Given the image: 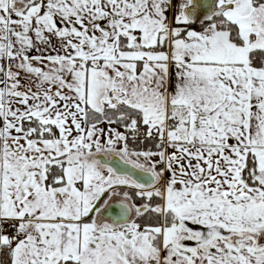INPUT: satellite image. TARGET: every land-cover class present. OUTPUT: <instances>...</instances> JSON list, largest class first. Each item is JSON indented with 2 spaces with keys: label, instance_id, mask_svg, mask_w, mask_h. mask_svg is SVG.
I'll list each match as a JSON object with an SVG mask.
<instances>
[{
  "label": "crops",
  "instance_id": "0c3cea01",
  "mask_svg": "<svg viewBox=\"0 0 264 264\" xmlns=\"http://www.w3.org/2000/svg\"><path fill=\"white\" fill-rule=\"evenodd\" d=\"M193 2L39 0L19 13L0 0V246L10 255L4 237L35 235L32 227L46 224L61 233L50 264H145L148 249L131 229L124 237L100 217L130 186L96 159L117 154L156 175L162 211L181 221L159 226L156 240L153 233L156 264H264V69L248 63L252 49H264V3L214 0L238 27L236 44L213 23L184 30ZM124 32L138 34L137 49L119 48ZM162 41L160 51L140 48ZM120 103L159 130L161 150L126 148L112 120L86 125L88 110ZM24 117L52 123L57 136L28 138ZM67 153L64 183L47 187V163ZM250 153L256 186L242 178ZM184 221L226 233L193 245L200 235Z\"/></svg>",
  "mask_w": 264,
  "mask_h": 264
},
{
  "label": "trees",
  "instance_id": "16d2710c",
  "mask_svg": "<svg viewBox=\"0 0 264 264\" xmlns=\"http://www.w3.org/2000/svg\"><path fill=\"white\" fill-rule=\"evenodd\" d=\"M39 0H10V11L24 12L29 6L37 3ZM264 3V0H252L253 5ZM186 21L181 23L184 30L191 27H202L213 23L218 29H224L229 32L230 39L240 44L242 42L238 27L235 23L230 22L223 14L222 8L214 7V0L209 7V12L204 14L198 9V6L193 2L187 8ZM138 34L121 33L119 35L118 46L121 50L137 49L139 46L136 42ZM147 51H160L165 49V42L162 41L158 45L151 47H140ZM248 63L255 68L264 69V49H252L249 54ZM86 125L103 119L112 120L124 129V141L126 148L135 151H159L162 149L163 141L159 138V130L149 126L142 120L140 112L124 103H120L114 107H106L102 113H94L87 111ZM2 127V115L0 108V130ZM20 127L26 133L28 138H46L53 139L57 136V129L52 123H42L33 117H24L20 120ZM143 134L142 138L138 137V132ZM2 148V138L0 135V156ZM85 152V148H82ZM69 162V153L52 159L46 166V186L51 188L64 183V167ZM157 176H161L159 171L161 162L156 163ZM242 178L249 186H256L258 182V170L255 165L254 156L250 153L247 156L245 166L242 170ZM131 204L138 207L132 221L143 230L157 229L159 226H175L181 221L178 215L171 209L162 211V195L161 188L152 189L149 193L137 192L128 190ZM154 234L153 240H156ZM11 255L9 245L0 246V264H10ZM55 264H78L72 259H64Z\"/></svg>",
  "mask_w": 264,
  "mask_h": 264
},
{
  "label": "rangeland",
  "instance_id": "374dc122",
  "mask_svg": "<svg viewBox=\"0 0 264 264\" xmlns=\"http://www.w3.org/2000/svg\"><path fill=\"white\" fill-rule=\"evenodd\" d=\"M141 134H142V132L139 131L138 137L139 136L143 137V134L142 135ZM135 166H137V165H135ZM137 167L143 169L140 166H137ZM109 171H111V170H109ZM113 176L116 177L117 179L123 180L124 182L130 183L129 184L130 186L123 187L122 189H120V192H119L118 196L116 195L115 200L125 202L130 207L135 208L134 214H132V216H131L132 219H133L134 215L136 214L138 207L133 206L131 204L130 196L128 195L127 191L128 190H134L137 192L149 193L152 189L159 188V186H157V177H156V182L153 184V186L151 188L141 189L125 176H119L116 174H113ZM109 198H110V196H106L104 199L102 198V203L99 205V207L102 208L108 202ZM104 225L106 227H109V223L106 221L104 222ZM132 228L134 229L133 230L134 236H131V238H139L141 240V243L145 244L147 249H148V252H149L148 257H150V259L145 264H156V262H155L156 259H154V258H156L157 251H156V247L151 242L152 241L151 237H153V233L154 234L158 233V230L154 229L152 231V233L149 232L148 230H141L137 227V225L134 221L129 219L123 225H119L116 231L119 235L126 237L125 231L126 230L128 231L129 229H132ZM32 229H33L35 235H31V236L25 235L24 237L20 238L18 236V234L15 233L13 236H8L7 238L4 237L5 241L9 242L11 245V248H12V250H11V255L13 256L12 264H50L46 258L51 257V255L54 254L55 250L52 249L51 245L56 243V241H54V240L56 239L55 238L56 236L61 234L60 231H56L54 228H52L51 226L46 225V224H39L36 227L33 226ZM86 234H90V233H88V230H85V226H84L83 227V236L85 237ZM118 240H123V239H118ZM83 244H84V248L87 247L85 241ZM90 244H92V243H90ZM245 244H248V243L243 241L242 245H245ZM95 245L97 248V245H99V244L95 243ZM102 260H104V259L100 258L98 260V258L97 259L95 258V260L93 262L96 264L97 263L102 264ZM82 264H89V263H84V261H83ZM120 264H123V263L120 262ZM124 264H125V262H124Z\"/></svg>",
  "mask_w": 264,
  "mask_h": 264
},
{
  "label": "water",
  "instance_id": "95a60500",
  "mask_svg": "<svg viewBox=\"0 0 264 264\" xmlns=\"http://www.w3.org/2000/svg\"><path fill=\"white\" fill-rule=\"evenodd\" d=\"M194 2L198 6L199 11L204 14L209 12V7L212 5V0H194ZM96 159L100 164L112 170L113 173L127 177L141 189L151 188L156 182V175L151 170L141 169L117 154H111L108 157L104 154H98ZM134 211V207H130L122 201H115L102 209L100 217L114 225H120L127 222L134 214ZM183 224L200 235L198 240H191L193 245L203 244L214 233H226L224 228L220 226H203L189 221H184Z\"/></svg>",
  "mask_w": 264,
  "mask_h": 264
},
{
  "label": "built area",
  "instance_id": "2783aa9c",
  "mask_svg": "<svg viewBox=\"0 0 264 264\" xmlns=\"http://www.w3.org/2000/svg\"><path fill=\"white\" fill-rule=\"evenodd\" d=\"M139 137H142V136H139ZM133 230H134L133 228L130 230V234L133 233ZM8 232H9L10 234H13V233H14L12 227H10V229L8 230Z\"/></svg>",
  "mask_w": 264,
  "mask_h": 264
}]
</instances>
